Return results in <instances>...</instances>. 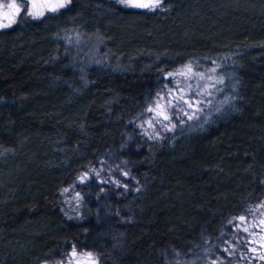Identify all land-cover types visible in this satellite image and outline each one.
<instances>
[{
	"label": "trees",
	"instance_id": "1",
	"mask_svg": "<svg viewBox=\"0 0 264 264\" xmlns=\"http://www.w3.org/2000/svg\"><path fill=\"white\" fill-rule=\"evenodd\" d=\"M164 3L71 0L0 30V264L74 248L97 264H250L241 225L264 202V0ZM70 33L96 37L120 68L78 55ZM189 62L224 83L198 119L149 139L139 122Z\"/></svg>",
	"mask_w": 264,
	"mask_h": 264
},
{
	"label": "rangeland",
	"instance_id": "2",
	"mask_svg": "<svg viewBox=\"0 0 264 264\" xmlns=\"http://www.w3.org/2000/svg\"><path fill=\"white\" fill-rule=\"evenodd\" d=\"M3 2L6 4L9 2V0H3ZM17 3H20V0H17ZM22 7H26L22 5ZM62 9V8H60ZM58 9V10H60ZM57 10V11H58ZM7 11V10H6ZM43 11V16L52 13L51 11H48L46 8L41 9ZM33 19L32 17L26 16L23 11L19 13V15L12 16L15 20L14 23L11 24V26L15 25L17 22L20 21L21 17ZM42 16V17H43ZM7 20H4L0 18V23H7ZM10 26V27H11ZM9 28V27H7ZM5 28H0V30ZM67 42L70 43L71 46H73V49L78 53V55H84V57L90 62V63H97L105 65L106 67H112V68H120L118 64H114V66L111 65L112 60L109 58V55L107 52H102L100 45V41L96 37H84L82 35H79L78 33H70L68 36H66ZM212 68H204V69H196L194 67L195 72H203L206 74V78L204 80H200L198 77L192 78V79H185V77L176 75L174 76L173 82L169 88H167V91L165 93L160 94V96L164 97V102L166 103L169 98V90H172V95H179L178 87L185 89V91H188V85L191 84L193 86V89H196V86L199 85L198 91L205 92V86H207V91L211 92V95H202L197 97V99L203 100L204 103L200 104V108L203 109L202 112L198 111L195 113V117H199L203 114L204 110L207 109L211 102L212 98L216 94V74L215 72H211ZM192 74L189 73V76ZM208 77H211L210 79ZM179 82V85L177 86L176 82ZM158 96L157 99L160 97ZM185 98H188L185 96ZM155 99L149 106L154 107L155 102L157 101ZM210 102V103H209ZM173 103H176L175 100H173ZM184 108L188 112H192V109L187 108V105H184ZM176 109H169L170 113H175ZM154 116L153 112L146 111L144 117L139 122V127L142 130V133H144L145 136H147L151 140H157L161 139L166 133L171 132L178 128L181 125H184L186 123H191L193 119H188L187 116H180L179 120L175 115L172 116V123L175 124V128L172 130H167L162 127L161 123H156L154 121L155 127H149V125L146 123L147 120L152 119ZM183 121V122H180ZM164 124H168L167 121H163ZM168 128H171V124H168ZM157 133H159V136H157ZM97 175V174H95ZM79 193H75L73 190L67 192L66 200L69 202H76L80 195H77ZM244 229H247V231H244ZM241 230L243 231V237L245 239V257L248 258L250 264H264V207L257 208L256 211L253 213V215L250 217V219L245 220L243 224L241 225ZM75 255H73V252H71L68 256H66L65 259L61 261H55L51 263L46 264H97L96 260L94 258H88L82 254L84 252H77L75 251Z\"/></svg>",
	"mask_w": 264,
	"mask_h": 264
},
{
	"label": "snow or ice",
	"instance_id": "3",
	"mask_svg": "<svg viewBox=\"0 0 264 264\" xmlns=\"http://www.w3.org/2000/svg\"><path fill=\"white\" fill-rule=\"evenodd\" d=\"M117 3L121 4L125 8L130 9H141L147 10L150 12L156 11H166L167 5L164 3V0H116ZM71 3V0H20V3H17V0H9L8 3H4L3 0H0V18L7 20V23H0V28H7L10 27L12 23L15 22L12 16L19 15L21 11L25 13L26 16L32 17L33 19H40L43 16V11L41 9H47L51 12H56L60 8L67 7L68 4ZM22 5L26 7H22ZM7 10V11H6ZM211 72H216V68H212ZM189 73L192 75L189 76ZM169 76H182L185 79H192L198 77L200 80H204L206 78V74L203 72H195L194 67L191 62L184 65L182 68L177 69L175 73H169ZM209 79L211 77H208ZM215 83L223 84L224 79L223 77H219L216 79ZM177 86L179 82H176ZM188 91L186 92L185 89L179 88V95H172V90H169V98L167 102H164V97L160 96L157 101L155 102L154 107H149L146 111L153 112L154 116L152 119L146 121L149 127H155L154 121L156 123H161L162 127L167 130H172L175 128V124L172 123V116L175 115L179 120L180 116H187L188 119L197 118L195 117V113L200 111L202 112L203 109L200 108V104L204 103L203 100L197 99V97L202 95H211V92L207 91V86H205V92L198 91L199 85L196 86V89H193V86L189 84ZM187 96L188 98H185ZM173 100L176 103H173ZM210 103V102H209ZM184 105H187V108L192 109V112H188L185 110ZM176 109L175 113H170L169 109ZM163 121H167L168 124H171V128H168V124H164ZM183 122V121H180ZM159 136V133H157ZM123 175H127L124 173ZM83 179V178H81ZM127 187V185H124ZM138 190V189H137ZM65 192H68L69 189H64ZM79 195V194H77ZM258 208L264 207V202L257 206ZM245 219L244 216L239 217V220L243 221ZM247 231V229H244ZM75 248L73 249V255H75ZM88 258L92 257V253H84L82 254Z\"/></svg>",
	"mask_w": 264,
	"mask_h": 264
}]
</instances>
